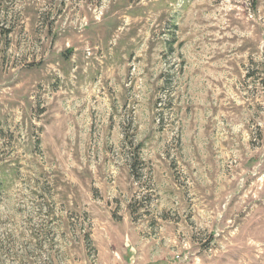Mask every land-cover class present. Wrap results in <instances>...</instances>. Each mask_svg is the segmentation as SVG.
<instances>
[{
  "label": "rangeland",
  "instance_id": "374dc122",
  "mask_svg": "<svg viewBox=\"0 0 264 264\" xmlns=\"http://www.w3.org/2000/svg\"><path fill=\"white\" fill-rule=\"evenodd\" d=\"M0 264H264V0H0Z\"/></svg>",
  "mask_w": 264,
  "mask_h": 264
}]
</instances>
